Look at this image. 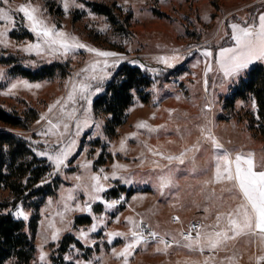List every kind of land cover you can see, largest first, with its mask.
Wrapping results in <instances>:
<instances>
[{"label":"rangeland","instance_id":"obj_1","mask_svg":"<svg viewBox=\"0 0 264 264\" xmlns=\"http://www.w3.org/2000/svg\"><path fill=\"white\" fill-rule=\"evenodd\" d=\"M90 1L110 5L113 8L116 23L112 22L107 15L94 11L88 5ZM10 2L15 6L25 0H10ZM32 3L39 4L46 9L45 15L50 22L75 34L82 42L103 50L119 52L127 57L126 60H121L113 74L124 63L134 65L131 63L132 60H139L148 68H160L162 71L158 73L148 71L153 77V82L147 89L146 100L140 94L135 93V98L127 109L125 123L116 128L113 136H110L106 129L110 116L97 113L94 109V100L104 92L112 77L109 78L104 84V90L92 98L93 119L102 121L100 131L103 135L94 134L97 132L94 124L83 129L77 137L78 143L75 151L68 157L67 166L59 173L49 176L48 174L52 172L51 162L46 157L39 156L37 150H51L44 144L46 139L55 148L54 141L57 137L51 134L41 135L42 132L48 130L47 120H41V114L48 113L49 105L58 98L67 96L70 87L69 77H74L83 69L94 54L80 49L74 57L69 56L66 59L59 56L55 58L38 57L35 54L24 53L15 47L0 46V56H10L13 59L11 63L0 62V68L5 70L8 77L7 80H0V105L8 111L21 115L27 114L29 119L36 115L27 128L13 127L0 122L1 130L13 132L30 140L38 157L45 158L49 164V171L40 179L36 187H43L53 182L58 183L53 194L44 197L37 196L27 202H20L16 206L12 205L14 196L10 189L4 185L0 186V204H9L5 207L0 206V212H10L14 217L24 220L25 229L30 234L32 231L29 224L35 216H38L36 231L33 235L35 249L32 258L29 262L23 263L13 256L4 264H40L39 245H43L44 251L48 253L47 260L50 264H75L77 259L92 260L93 264H100L101 258H103V264H122V259L114 257L111 249L116 248L119 251L125 243L124 238L115 237L109 242L107 232L110 230L128 231L129 225L125 217L131 215L138 219V213L143 215L145 221L150 222L158 231L171 233L180 239L179 230L182 229L184 223L191 219L204 221L206 207L209 212L215 210L206 199L207 189L213 186L202 184L211 176L210 171H201L207 167L209 152L205 149L210 150V146L204 144L200 152L196 153V172L190 170L193 167L190 161L186 160L184 165L179 166L180 170L177 173L179 187L166 190L165 195L162 196L155 182L149 178L154 172L148 161L156 158L152 157L139 141L146 140L150 145L158 146L166 153L179 152L183 147L190 146L197 141L200 136V129L197 125L211 121L213 132L226 148L253 152L257 161L264 157V134L260 129L257 103L255 108L252 107V100L255 98L251 95L246 98L234 96L240 80L258 62H254L236 82L226 83V91L220 89L221 80L216 72L208 73V85L205 91V65L201 62L193 66L197 59H203L197 46L212 47L215 52H218L220 46L228 45L229 38L224 33L231 31V23L246 26L253 23L254 19L258 23L259 14L264 13V0H76L77 4H84L85 7L83 9L70 7L67 14L62 7V0H32ZM2 6L0 4V7ZM89 11L94 13V16H90ZM2 23L4 22L0 21V24ZM105 24L108 25L107 29L101 30ZM12 34L23 35V37H15ZM28 34L30 35V32L21 23V14H17L16 27L9 31L10 39L14 43H20L34 38L25 36ZM174 49H179L184 55V59L174 67L168 68L155 59L157 56L170 55ZM189 50L192 52L191 55L187 54ZM31 60H35L36 64L25 63ZM52 62L66 65L68 73L64 76L56 75L52 78L32 80L10 71L17 64L37 69ZM17 78L28 80L32 84L39 83L41 86L31 89L21 86L13 89L11 93H6L8 83ZM205 104H211L212 107L205 108ZM169 109L175 111L170 112ZM58 110L59 105L48 113L47 118L55 120ZM153 113H155L154 116ZM140 120H146L151 125H164L165 127L151 135L143 129L139 130L141 132L139 140L137 138L128 139L126 154L118 152L113 155L112 144L118 147L122 137L127 133L137 131L135 125ZM74 132L73 122L69 133L65 136H71ZM97 151L99 155L96 154ZM142 151L148 160H145L141 166L140 153ZM189 155L192 154L189 153ZM85 159L92 160L93 171L100 167H103L105 171H111L112 163L119 160L121 163L129 164L131 166L129 171L136 173V180L132 184H125L118 177L110 180L112 187L106 190V198L118 199L120 195H123L124 200L115 208L107 211L106 227L101 225L89 234L90 240H94L95 244L91 242L86 244L78 236L79 229L87 230L92 224L90 214L69 211L64 214L63 223H61V216L57 215V213H63L61 195L62 193L66 195V190L73 187L75 181L72 177L84 171L79 167V163ZM41 180L46 182L41 183ZM202 187L205 191H201ZM214 187L219 194L220 186L215 185ZM112 188L118 189L117 197L110 192ZM74 194L81 203L87 199L81 190H76ZM230 203H235V201H230ZM20 205H23L29 213L27 220L15 215V210ZM92 207L97 214L104 212V206L100 201L93 202ZM86 215L91 218L89 223H76L78 217ZM116 216L120 217L119 221L115 219ZM174 216L180 218L179 223H173ZM213 218L209 216L207 222ZM49 219H54L56 226L62 229L56 241L50 238L52 229L49 228ZM68 235L81 241L83 248L78 247L73 240V243L66 246V251L63 252L62 243L69 241L65 240ZM45 237L48 238L45 239ZM256 242L261 249L260 241L256 240ZM233 243V249L236 252H239L244 244L249 246L253 244V242L247 243L245 237L238 238L230 246ZM155 248L156 244L152 241H149L146 247L138 246L134 254L129 257V264H185L186 260H193L194 255H198L186 248L184 249L187 251H183V247L178 245H172L166 253L157 252ZM229 254L231 255L232 252ZM65 256H71L72 260L65 259Z\"/></svg>","mask_w":264,"mask_h":264},{"label":"snow or ice","instance_id":"obj_2","mask_svg":"<svg viewBox=\"0 0 264 264\" xmlns=\"http://www.w3.org/2000/svg\"><path fill=\"white\" fill-rule=\"evenodd\" d=\"M0 4L3 5L0 7V21L4 22L0 24V46L4 48L15 47L24 53L35 54L38 57L55 58L59 56L66 59L69 56L74 57L77 50L80 49L94 54L83 69L77 72L74 77H69L70 87L66 85L69 87L67 96L60 97L49 105L48 113H51L53 108L59 105L56 119H48V113L41 114L40 119L47 120L48 128L41 135L48 136L51 134L57 137L54 141L55 148L46 139L44 144L51 150H37L39 156L46 157L51 162L52 172L48 174L51 176L59 173L67 166L68 157L75 151L78 143L77 137L80 136L83 129L94 124L97 130L94 134L103 135L100 131L102 121L93 119L92 98L104 90L105 82L113 76V71L121 63V60H126L127 57L123 56L122 53L103 50L82 42L75 34L67 32L63 27H58L56 23L50 22V19L45 15L46 9L39 4L32 3V0H25V2L15 6L10 0H0ZM73 6L81 9L85 7L84 4H77L76 0H62L65 14ZM17 14H21V23L34 37L33 39H26L20 43H14L10 39L9 31L16 27ZM88 14L94 16L91 11ZM107 27L108 25L105 24L101 30L107 29ZM230 29V32L225 31L224 33L229 38L228 45L220 46L218 52H215L212 47L197 46V50L203 59H197L193 66L201 62L205 65V91L207 90V77L210 72L219 74L221 80L219 87L222 91H226V83L239 80L254 62H264V13L259 14L258 23L255 19L253 23L246 26L233 22ZM187 54L191 55V50ZM155 59L170 68L182 61L184 55L179 49H174L170 55L157 56ZM25 63L35 65L36 61H25ZM131 63L152 73L162 71L160 68H148L139 60H132ZM7 79L5 70L0 68V80ZM21 86L31 89L33 87L39 88L41 85L17 78L8 83L5 91L11 93L13 89ZM129 92L135 98L136 89L129 88ZM81 101L83 103H80ZM211 107V104H205V108ZM252 107H256L254 99L252 100ZM169 111L175 110L169 109ZM154 115L155 113H153ZM73 122L75 124L74 134L65 136L66 133H69ZM135 127L137 131L127 133L122 137L118 147L116 144H112L113 155L118 152L126 154L128 139L137 138L139 140L141 135L139 130L143 129L151 135V133L158 132L165 126L151 125L146 120H140ZM197 127L200 129V136L197 141L190 146L183 147L179 152L166 153L158 146L150 145L146 140L139 142L143 144L144 149L152 157L156 158L148 161L154 172L149 178L155 182L162 196L165 195L166 190L179 187L177 173L180 170L179 166L184 165L186 160L193 165L190 170L192 172L197 171L196 153L200 152L202 145H209L210 150L205 149L209 152L207 167L201 171L211 172V176L202 184L213 186L207 189L206 199L215 209L214 212H209L206 207L204 221L190 225L186 231L180 229V239L171 233L158 231L150 222H146L144 216L139 213L137 214L138 219L131 215L125 217L129 225L128 231L110 230L107 232L109 242L115 237L124 238L125 243L119 251L116 248L111 249L114 257L122 259V264H129V257L134 254L136 248L142 245L146 247L149 241L156 244L155 251L157 252L166 253L172 245H178L202 255V259H189L186 260L185 264H239L241 253L232 251L231 255L223 257L219 253L231 251L230 244L240 237H245L247 243L259 240L261 247L264 248V157L257 161L253 152L226 148L213 132L211 121H208L207 124L197 125ZM109 143L112 142L109 141ZM189 153L192 155L190 156ZM96 154L99 155V151ZM140 157L142 166L148 158L143 151L140 153ZM91 166L92 160L85 159L79 163V167L84 171L72 177L75 181L73 187L66 190V195L64 193L61 195L63 213H57L61 216V223L64 222V214L69 211L86 212L91 215L93 222L87 230L84 228L78 230L79 238L86 244L89 242L95 244L94 240H90L89 234L101 225L106 227L107 211L115 208L124 200L123 195H120L118 199L106 198V190L112 187L110 180L118 177L125 184H132L136 180V173L129 171L131 166L121 163L119 160L112 163L111 171H105L103 167L93 171ZM45 182L41 180V183ZM215 185L220 186L219 194H217ZM76 190L83 191L86 196L87 199L83 203L76 199L74 194ZM201 191H205V188L202 187ZM97 201L102 202L104 206V212L100 214L95 213L92 207L93 202ZM230 201H235V203H230ZM15 215L23 217L25 220L29 217V213L23 205L16 208ZM209 216L214 218L207 222ZM115 219L119 221L120 217L116 216ZM179 219L178 216L173 217V220ZM49 228L52 229L51 240H58L62 229L56 226L54 219H49ZM47 238L45 237V239ZM38 247L40 249L38 256L40 264H50V261L47 260L48 253L44 251L43 245ZM77 251L79 250L77 249ZM65 259L72 260V257L65 256ZM249 260L255 261V264H264V251L259 255L252 254L249 256ZM75 264H93V261L77 259ZM100 264H103V258L100 259Z\"/></svg>","mask_w":264,"mask_h":264},{"label":"trees","instance_id":"obj_3","mask_svg":"<svg viewBox=\"0 0 264 264\" xmlns=\"http://www.w3.org/2000/svg\"><path fill=\"white\" fill-rule=\"evenodd\" d=\"M88 5L98 13L107 15L112 22L116 23L113 8L105 3L90 1ZM15 36L14 34H12ZM25 36H32L31 34ZM15 37H23L18 35ZM12 57L0 56V62L11 63ZM13 74H20L32 80L52 78L56 75L64 76L68 73L67 66L63 63L52 62L44 64L37 69L24 67L20 64L14 65L10 70ZM153 82L152 75L138 65L128 63L122 64L113 74L107 83L104 92L98 95L94 100V109L97 113L108 114L109 120L106 124L107 133L110 136L115 135L116 128L125 123L127 119V109L133 102V96L129 88H135L137 94L143 96L146 100L147 89ZM253 96L258 106L259 124L264 134V62H258L251 67L249 72L243 77L235 90V97L246 98ZM35 116L32 117L35 118ZM32 119L29 115L18 114L6 110L0 105V122L13 127H29ZM49 164L45 158H40L34 150L32 142L20 137L10 131H2L0 127V186L9 188L14 196L12 202L16 206L20 202H27L37 196H46L53 194L58 183H49L43 187H36L40 179L49 171ZM124 190V187H122ZM117 188L110 190L114 196H118ZM130 194V193H129ZM2 203L0 206H8ZM37 218L35 216L29 227L30 234L25 228V222L18 219L10 212H0V264L10 257L15 256L20 262L27 263L32 258L35 244L34 232L37 227ZM90 216H80L77 218V224L89 223ZM63 242L62 251H66V246L76 242V245L83 248L79 240L68 235Z\"/></svg>","mask_w":264,"mask_h":264},{"label":"crops","instance_id":"obj_4","mask_svg":"<svg viewBox=\"0 0 264 264\" xmlns=\"http://www.w3.org/2000/svg\"><path fill=\"white\" fill-rule=\"evenodd\" d=\"M181 247V246H180ZM231 251H221L219 253L220 256H227L230 255L229 253H231L233 250L235 251L234 248V243L232 244V246H229ZM179 247H177L178 249ZM183 251H187L186 249L183 248ZM264 251V248H259V246L257 245L256 240L253 241L252 246L246 245L244 244L242 246V248L240 249L239 253H241V255L239 256V264H255V261L249 260V256H251L252 254H261V252ZM207 254V253H205ZM197 259H202V255H194L193 260H197Z\"/></svg>","mask_w":264,"mask_h":264},{"label":"built area","instance_id":"obj_5","mask_svg":"<svg viewBox=\"0 0 264 264\" xmlns=\"http://www.w3.org/2000/svg\"><path fill=\"white\" fill-rule=\"evenodd\" d=\"M199 222H201V221L197 220V219H191L188 222L184 223V226L182 227V229H184L186 231V230H188L190 225L195 224V223H199ZM173 223H179V220H173Z\"/></svg>","mask_w":264,"mask_h":264}]
</instances>
